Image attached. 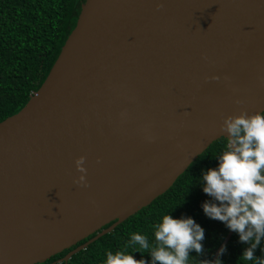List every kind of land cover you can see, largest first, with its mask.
<instances>
[{"label": "water", "instance_id": "water-1", "mask_svg": "<svg viewBox=\"0 0 264 264\" xmlns=\"http://www.w3.org/2000/svg\"><path fill=\"white\" fill-rule=\"evenodd\" d=\"M261 110L264 0H84L40 88L0 121V264L94 234L50 264L67 263L172 187L225 117Z\"/></svg>", "mask_w": 264, "mask_h": 264}, {"label": "trees", "instance_id": "trees-1", "mask_svg": "<svg viewBox=\"0 0 264 264\" xmlns=\"http://www.w3.org/2000/svg\"><path fill=\"white\" fill-rule=\"evenodd\" d=\"M83 1L0 0V121L23 108L40 88L68 35L76 26ZM226 140V137H221L214 141L172 187L151 204L74 254L67 263L63 261L57 264H103L108 250L133 252V246H126L133 232L146 235L149 242L154 243V224L170 211L174 217L192 216L205 229L202 241L204 250L199 254L194 250L190 252L189 264H208L229 230L219 220L210 219L204 214L201 203L209 197L202 191L198 178L202 169L216 166L214 157L227 148ZM77 245L38 264H50ZM226 245L227 251L220 257L223 264H254L240 256L247 245L239 242L235 232ZM132 255L138 260L142 255L146 261L150 260L147 252H134ZM255 255L262 256L264 253L258 247Z\"/></svg>", "mask_w": 264, "mask_h": 264}, {"label": "clouds", "instance_id": "clouds-1", "mask_svg": "<svg viewBox=\"0 0 264 264\" xmlns=\"http://www.w3.org/2000/svg\"><path fill=\"white\" fill-rule=\"evenodd\" d=\"M222 128L228 133L227 148L214 157L216 166L202 169L198 178L209 197L201 207L208 218L222 222L247 245L240 255L245 261L264 264V255H255L258 247L264 253V110L227 116ZM84 159L80 156L75 162L81 172L85 171ZM77 182L87 183L83 175ZM204 234L205 229L192 216L174 217L170 211L154 224V243L133 232L126 246H133L134 251L108 250L103 264H189L190 252H203ZM226 251L227 245L221 244L208 264H223L220 257ZM134 252H147L150 260L143 255L138 260Z\"/></svg>", "mask_w": 264, "mask_h": 264}]
</instances>
